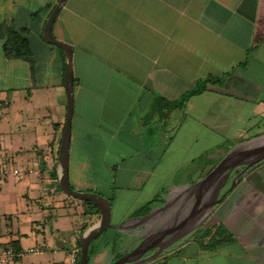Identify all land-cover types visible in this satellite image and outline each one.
<instances>
[{
    "label": "crops",
    "instance_id": "0c3cea01",
    "mask_svg": "<svg viewBox=\"0 0 264 264\" xmlns=\"http://www.w3.org/2000/svg\"><path fill=\"white\" fill-rule=\"evenodd\" d=\"M58 1L0 0V24L27 29L34 57L32 76L26 61L4 56L0 39L6 74L0 78L21 83L9 88L10 98H0L8 109L0 162L37 164L13 180L36 174L25 186L42 200L36 210L22 209L26 224L0 225V248L13 245L20 253L8 264L40 263L31 258L43 253L52 255L46 264H67L81 235L100 219L59 186L66 57L43 39ZM52 34L72 47L69 184L108 199L110 216L114 210L126 215L114 224L110 217L115 227L109 229L121 236L110 251L102 243L106 231L99 235L91 264L158 245L166 249L144 258L139 249L134 256L141 264H264V161L238 181L243 167L202 183L251 137L244 138L264 134V0H67ZM199 83L205 89L183 101ZM226 142L233 149L215 163L214 151ZM141 198L145 204L156 198L145 214L137 213ZM71 206L79 207L78 222L63 239L56 231L51 249L45 241L22 242L20 231L36 236L39 225L56 220L57 208Z\"/></svg>",
    "mask_w": 264,
    "mask_h": 264
},
{
    "label": "water",
    "instance_id": "95a60500",
    "mask_svg": "<svg viewBox=\"0 0 264 264\" xmlns=\"http://www.w3.org/2000/svg\"><path fill=\"white\" fill-rule=\"evenodd\" d=\"M67 0H59L53 10L51 11L44 29H43V39L46 43L55 45L59 47L65 54L66 57V66L64 72V82H65V92L67 96V112H66V120L64 131L61 139V145L59 149L58 155V165H59V186L60 189L67 194L68 196L75 198L79 201H86L94 205L98 211L100 212L99 221L86 230L79 239V247H80V258L78 264H88V250L91 242L95 240L99 235H101L104 231L109 229L110 227H115L110 223V209L111 205L108 199L105 197L93 193V192H84L77 191L72 189L68 180V154H69V142H70V120L72 116L73 102H72V88H73V77H72V47L65 43L61 42L54 38L52 34V26L56 19V16L60 10V8L66 3ZM262 140L252 146L241 145L237 148L243 147L245 149L239 150L237 152H231L228 156H226L211 172L210 174L203 180L202 183L208 181L211 177L223 173L225 171L229 172L230 170L238 167H243L240 174H238L235 178V181H238L239 177L249 168L254 165L264 161V135L255 138L254 140L248 142L247 144ZM234 182L232 183L231 188L234 186ZM219 200L212 202L209 204L210 206H214L218 203ZM164 206L159 207L152 212H150L147 216H145L142 220H147L150 215L154 211H162ZM117 229H124V226H118ZM140 252L144 254L146 250L141 249Z\"/></svg>",
    "mask_w": 264,
    "mask_h": 264
},
{
    "label": "rangeland",
    "instance_id": "374dc122",
    "mask_svg": "<svg viewBox=\"0 0 264 264\" xmlns=\"http://www.w3.org/2000/svg\"><path fill=\"white\" fill-rule=\"evenodd\" d=\"M3 12V9H0V13ZM3 74V72H0ZM6 78V77H5ZM4 77L0 78V98L7 100L8 97L10 98V91L9 88L11 87H19L21 85V83L18 80H10V81H6ZM17 112V110H16ZM8 113V109H6L5 107H0V131H3V129L6 127V114ZM14 130H16V128H12ZM17 131V130H16ZM264 135V134H263ZM253 134L247 136V138L244 139H249V137H251L249 140H246L245 142L241 143L240 145H245L248 142L254 140L255 138H252ZM262 136V135H259ZM259 136H253V137H259ZM239 145V146H240ZM1 146V144H0ZM234 145L232 143L226 142L223 144V146L218 150V151H214L215 155L213 158V161L216 163L217 161H219L225 154L226 152L229 150L231 151L233 149ZM245 149L244 146L240 147V149L238 150H242ZM12 163V162H11ZM9 163L8 165L13 166V164ZM3 164V162H0V165ZM16 166L21 169V170H25L28 167H33L35 170H37L38 166L37 164L28 161V160H19L17 161ZM37 176L36 174L31 175L29 178H27L25 180V182H16L13 180L12 177H8L7 180H3L0 179V225L1 226H7L8 228H10L11 226L15 229L16 225H17V220H23L22 222L24 224H26L27 222L24 221V219L28 218V216H22V209L26 208V209H30V210H36L38 209V204H41L42 200H34L33 199V192L31 193V190H27L25 184L29 181H33L36 180ZM22 191V193L28 194V196L19 198L16 193ZM79 191V190H77ZM32 194V195H31ZM63 197H66V195H64L63 193H61ZM150 194V193H149ZM148 195H145L143 198H147ZM141 198V200H137L136 203H140L141 205L139 206V208H141V206H144L145 203L144 201H146L145 199ZM33 199V200H32ZM74 200V199H72ZM74 203H76L75 201H73ZM144 203V204H143ZM143 204V205H142ZM58 206V205H57ZM138 208V209H139ZM25 209V210H26ZM74 209H76V211H79V207H66V209H60L57 208V212H56V220L52 223L51 226L49 225H39V229L41 230L40 233L38 235H34L32 233H30L29 231H20L21 234H24L23 238H22V242H24L25 244H42L43 241H45L49 247V249H51L54 245V237H55V233L56 231L58 232L59 236L61 237V239H63L65 236H67L69 234V232L72 230L73 225L78 222L79 218H76L73 215ZM27 211H25L24 213L26 214ZM40 213V212H39ZM123 217H126L125 214H120L117 213L115 210L113 211L112 215H111V223L114 224L117 221H119L120 219H122ZM104 237V240L102 243H108L106 247H108V249L111 251L113 249H115V245L117 244V239L118 237L121 236V234L119 232H117L114 229H107L106 233H104L102 235V238ZM101 237H98L97 242L99 241ZM96 239L91 243L90 248H93V246L95 247L97 243ZM103 245V244H101ZM40 258V263L41 264H46L48 263L49 260L52 259V255L50 254H46L43 253L42 255H36L33 258H31V261H36L37 258ZM91 260H89L88 264H91ZM33 261V262H34ZM36 263V262H35ZM39 262H37L36 264H40Z\"/></svg>",
    "mask_w": 264,
    "mask_h": 264
},
{
    "label": "trees",
    "instance_id": "16d2710c",
    "mask_svg": "<svg viewBox=\"0 0 264 264\" xmlns=\"http://www.w3.org/2000/svg\"><path fill=\"white\" fill-rule=\"evenodd\" d=\"M51 13V12H50ZM35 15V14H34ZM50 15V14H49ZM28 33L27 29L15 30L12 25L5 22L0 24V39L3 41L2 50L3 54L7 59H21L26 61L29 64L31 74H34V57L30 48L29 41L26 37ZM205 89L204 84H197L190 92L184 96L186 101L188 97L193 94L199 93ZM156 200V198L154 199ZM153 200V201H154ZM153 201L145 204L138 210V214H145L151 209V204ZM82 204L85 206V214L90 213L91 211L98 213L97 208L89 202L82 201ZM76 245L79 247V240L76 242ZM11 247L17 251V248L13 245ZM93 255V250L89 246L88 250V262Z\"/></svg>",
    "mask_w": 264,
    "mask_h": 264
},
{
    "label": "built area",
    "instance_id": "2783aa9c",
    "mask_svg": "<svg viewBox=\"0 0 264 264\" xmlns=\"http://www.w3.org/2000/svg\"><path fill=\"white\" fill-rule=\"evenodd\" d=\"M32 170L23 171L16 166H10L8 164L0 165V179H6L12 177L13 179L20 181L24 179L27 175L31 174ZM34 249H29L27 253L34 252ZM20 255V253L15 252L12 248H0V264H8L13 261L15 256ZM80 258V247H73L67 264H78Z\"/></svg>",
    "mask_w": 264,
    "mask_h": 264
},
{
    "label": "flooded vegetation",
    "instance_id": "af4514ba",
    "mask_svg": "<svg viewBox=\"0 0 264 264\" xmlns=\"http://www.w3.org/2000/svg\"><path fill=\"white\" fill-rule=\"evenodd\" d=\"M165 246L164 245H158L157 247L146 252L142 257L144 258L145 256H151V255H155L157 253H160L161 251L166 249ZM136 254H138V250L137 251L135 250L134 252H132V250H131L130 252L121 254L119 257L112 260L109 264H122L124 259H132L130 262L124 263V264H141V262H140L141 258H136L134 256Z\"/></svg>",
    "mask_w": 264,
    "mask_h": 264
},
{
    "label": "bare ground",
    "instance_id": "6f19581e",
    "mask_svg": "<svg viewBox=\"0 0 264 264\" xmlns=\"http://www.w3.org/2000/svg\"><path fill=\"white\" fill-rule=\"evenodd\" d=\"M260 141H262V140L251 142V143H249V144H246V146H252V145H254V144H256V143H258V142H260Z\"/></svg>",
    "mask_w": 264,
    "mask_h": 264
}]
</instances>
